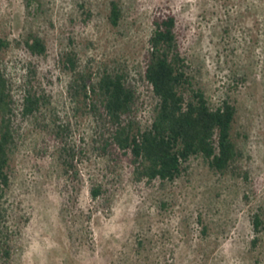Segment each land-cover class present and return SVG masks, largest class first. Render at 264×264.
Returning <instances> with one entry per match:
<instances>
[{"label":"rangeland","instance_id":"obj_1","mask_svg":"<svg viewBox=\"0 0 264 264\" xmlns=\"http://www.w3.org/2000/svg\"><path fill=\"white\" fill-rule=\"evenodd\" d=\"M0 0V32L8 48L0 70L8 81L12 121L10 185L0 231L10 258L0 264H264V0ZM176 18L187 74L211 107L236 108L238 156L225 174L192 157L173 182L133 180L129 162L103 153L107 124L71 97L77 74L96 81L123 72L136 91L134 126L151 122L155 98L143 78L156 17ZM41 38L44 56L24 41ZM76 54V72L63 66ZM32 89L50 98L23 118ZM72 168L65 172V164ZM101 184L108 204L91 200ZM260 214L259 242L252 217Z\"/></svg>","mask_w":264,"mask_h":264},{"label":"trees","instance_id":"obj_2","mask_svg":"<svg viewBox=\"0 0 264 264\" xmlns=\"http://www.w3.org/2000/svg\"><path fill=\"white\" fill-rule=\"evenodd\" d=\"M120 4L109 2L108 21L117 27L122 18ZM153 31L148 39L143 78L155 98L153 116L144 128L134 126L136 91L127 83L123 72L103 71L96 81L77 74L70 85L71 97L81 99L88 110L97 113L107 124L108 136L103 139V153L120 154L131 168L135 182L150 185L154 181L173 182L186 170L192 157H202L208 167L220 174L232 169L238 156L232 136L236 108L229 100L211 107L203 91L196 88L187 74L176 33L173 15L152 20ZM31 55L44 56L46 46L41 38L29 35L24 41ZM8 48L0 32V54ZM76 54L64 56L63 66L76 72ZM50 103V98L27 89L22 98L21 116L27 118ZM15 116L8 81L0 70V200L10 185L11 146L14 143L12 121ZM65 172L72 168L65 164ZM101 184L90 189L91 200L108 204ZM2 209L0 208V220ZM254 237L252 248L259 242L260 214L252 217ZM7 235L0 231V256L8 261L10 247Z\"/></svg>","mask_w":264,"mask_h":264}]
</instances>
